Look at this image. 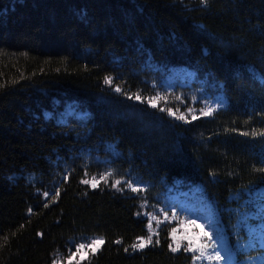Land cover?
Masks as SVG:
<instances>
[{
	"label": "trees",
	"instance_id": "obj_1",
	"mask_svg": "<svg viewBox=\"0 0 264 264\" xmlns=\"http://www.w3.org/2000/svg\"><path fill=\"white\" fill-rule=\"evenodd\" d=\"M149 67L189 71L224 107L181 122L148 105ZM107 145L146 190L82 183ZM176 182L201 188L241 260L244 199L264 191V0H0V264H194L166 225L132 247ZM86 236L104 243L67 261Z\"/></svg>",
	"mask_w": 264,
	"mask_h": 264
},
{
	"label": "rangeland",
	"instance_id": "obj_2",
	"mask_svg": "<svg viewBox=\"0 0 264 264\" xmlns=\"http://www.w3.org/2000/svg\"><path fill=\"white\" fill-rule=\"evenodd\" d=\"M147 75L146 81L151 94L144 95L143 101L150 106L154 102L160 109L168 110V115L181 122L209 117L225 105L221 93L198 83L189 71L175 69L164 73L162 70L149 67ZM173 102L175 104H172ZM205 112L211 114L204 115ZM106 151L111 157L88 155L84 157L85 165L95 169L94 174L85 176L84 180L89 181L85 184L93 187V184L97 186L100 182H108L113 187H122L130 191H133L132 188H136L137 191L148 188L147 183L135 174L112 162V158L117 156V151L112 145H107ZM116 181L120 183L117 184ZM151 200L152 202L143 206L142 215L148 223V234L143 238L144 241H147L149 236L152 240L161 227L166 225L170 229V239L175 248L195 249L188 250L193 256L194 264H264V191L248 193L244 199V203H250L251 208L246 215L241 216L235 228L241 234L236 243L239 257L245 255L239 261L231 252L212 204L201 188L184 186L176 182ZM191 221H194V224ZM205 232L208 235H204ZM94 238L98 237L86 236L70 240L65 256L67 261L82 260L90 252L96 251L100 245L79 249L80 244L87 245ZM140 240H137V244ZM214 246L225 257L223 261L215 259ZM208 255H212V259H208ZM61 260L56 256L53 264H61Z\"/></svg>",
	"mask_w": 264,
	"mask_h": 264
},
{
	"label": "snow or ice",
	"instance_id": "obj_3",
	"mask_svg": "<svg viewBox=\"0 0 264 264\" xmlns=\"http://www.w3.org/2000/svg\"><path fill=\"white\" fill-rule=\"evenodd\" d=\"M204 2L206 3V0H204ZM106 82H107V83H111V79H110V78H107V79H106ZM116 91L119 92L120 89H119V88H116ZM136 98H137V99H140L139 96H137ZM152 106L155 107L156 104H155L154 102H152ZM161 110H163V109H161ZM210 114H211L210 112H205V113H204V115H210ZM179 118H180V119H183V117H179ZM108 175H111V173H108ZM102 178H104V177H102ZM93 180H95V177L93 178ZM82 183H89V181H88V180H83ZM97 183H98V181H97ZM116 183L119 184L120 181H116ZM95 186H96V185L93 184V187H95ZM129 187H131V185H129ZM132 190H133V191H137L136 188H132ZM45 195H47V194H45ZM57 195H58V193H57ZM191 223L194 224V221H191ZM196 226L199 227V225H196ZM149 227H151V225H149ZM204 235H208V233L205 232ZM157 242H158V241H157ZM103 243H104V240H103L102 238H94V239H92L91 241H89V242L87 243V245L84 244V243L80 244V245H79V249H84V248H86V247H93V246H97V247H98L99 245H102ZM117 243H119V241H117ZM150 243H151V236L148 237V240H147V241H144V240L141 238L140 242H139L138 244H133L132 247H133V248L143 249L144 247H146V246H147L148 244H150ZM126 250H127V249H126ZM172 250H173V251H176L177 249L174 248V249H172ZM186 250L195 251L194 248L186 249ZM202 255H204V254L202 253ZM214 255H215V259H216L217 261H223V260L225 259V257L221 255L220 250L217 249V248H215V246H214ZM207 258H208V259H212V255H208ZM197 259H200V257H197Z\"/></svg>",
	"mask_w": 264,
	"mask_h": 264
}]
</instances>
